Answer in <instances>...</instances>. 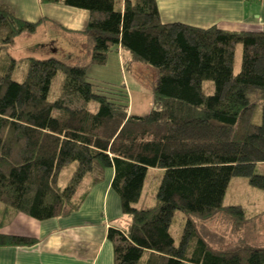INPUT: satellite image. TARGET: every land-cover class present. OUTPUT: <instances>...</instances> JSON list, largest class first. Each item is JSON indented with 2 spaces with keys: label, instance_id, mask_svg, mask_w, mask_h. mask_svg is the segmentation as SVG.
<instances>
[{
  "label": "trees",
  "instance_id": "1",
  "mask_svg": "<svg viewBox=\"0 0 264 264\" xmlns=\"http://www.w3.org/2000/svg\"><path fill=\"white\" fill-rule=\"evenodd\" d=\"M105 14L89 22L90 60L27 59L24 79L7 50L39 23L0 4V201L38 221L66 219L113 171L122 225L109 224L115 264H264V246L209 244L195 220L227 206L231 181L246 177L264 191V26L245 31L166 24L156 0H40ZM114 46L157 71L146 116L98 93L90 65H105ZM241 48V68L235 72ZM61 75L60 86L54 82ZM213 91L207 93L204 83ZM77 163L67 186L61 171ZM150 169L160 187L151 207L136 208ZM89 177L87 190L77 191ZM230 213L243 218L242 205ZM178 235L173 226L180 217ZM1 226V224H0ZM35 238L0 235V246H33Z\"/></svg>",
  "mask_w": 264,
  "mask_h": 264
},
{
  "label": "crops",
  "instance_id": "2",
  "mask_svg": "<svg viewBox=\"0 0 264 264\" xmlns=\"http://www.w3.org/2000/svg\"><path fill=\"white\" fill-rule=\"evenodd\" d=\"M156 3L161 20L166 24L180 23L203 29L222 26L245 31H258L264 26V0H156ZM0 4L10 6L19 18L26 21L46 19L40 27L50 25L60 30L62 38H71L74 47L85 43L91 48L92 40L85 33L86 28L90 21L105 17L101 12L40 3L39 0H0ZM116 49H113L106 66L94 64L90 67L88 77L95 88L99 81L115 85L120 82L114 76L121 67ZM87 59L78 61L77 57L67 54L64 62L82 65ZM132 94L134 101L129 114L148 115L153 104L148 102L150 95L135 90ZM105 178L104 183L92 189L80 210L66 219L41 222L0 208V235L38 240L33 246H0V264H115L107 228L114 221H120L123 214L120 199L111 188L113 171H107Z\"/></svg>",
  "mask_w": 264,
  "mask_h": 264
},
{
  "label": "rangeland",
  "instance_id": "3",
  "mask_svg": "<svg viewBox=\"0 0 264 264\" xmlns=\"http://www.w3.org/2000/svg\"><path fill=\"white\" fill-rule=\"evenodd\" d=\"M45 21L46 19L37 21L39 27L36 34H22L16 38L15 45L10 47L7 52L5 51L6 54L9 53L17 60L16 71L14 73V79L17 81L24 79V74L27 70V59L31 57L39 59L56 57L64 61L66 55L69 54L72 57H77L78 61L82 59L86 60V58H88L86 62L90 60L92 46L90 48L85 43L81 44L82 46H72L71 38L65 36L62 38L60 30L50 25H46L43 28L40 27V23ZM54 42L55 45L53 44ZM115 48H117L116 54L119 57V65H121V67H119L120 71H117L114 76L116 79H120V82L118 81V85H115L114 83L99 81V83H97L99 85L96 86L98 93H105L106 97L116 102H124L128 106L129 111L131 103L134 101V96L132 97L134 90L148 93L150 95L148 102L150 101L153 103L154 87L158 79L157 71L142 62H131V55L121 46H114L111 48L108 53L107 63L102 66H106L109 63L110 55ZM54 49L58 51L54 52ZM241 59L242 50L240 48L237 52L234 68L236 73L240 71ZM91 66L92 65L89 66L88 71ZM62 80V76L59 75L54 82L55 89L57 86H60ZM204 89L207 93H211L213 91L212 83L205 82ZM76 167L77 163L73 162L61 171L59 175V187L61 189L67 186ZM161 175L162 172L160 170L150 169L142 196L135 205L136 208L154 206L155 194L160 187ZM105 179L106 178H104L100 184L104 183ZM89 183L90 178L87 177L84 182L80 184L77 196H80L82 192L89 188ZM224 205L227 207L220 211L215 217L208 220H195L199 232L209 244L217 249L232 248L240 243H247L253 246H264V191L252 186L246 177L234 178L226 193ZM234 205L243 206V218L227 210L230 206ZM0 208H6V205L1 201ZM129 220L130 217L123 216L120 221H114L113 224L122 225L129 222ZM180 220L182 221L181 216L176 217V222L173 226L175 235H178L180 231Z\"/></svg>",
  "mask_w": 264,
  "mask_h": 264
},
{
  "label": "bare ground",
  "instance_id": "4",
  "mask_svg": "<svg viewBox=\"0 0 264 264\" xmlns=\"http://www.w3.org/2000/svg\"><path fill=\"white\" fill-rule=\"evenodd\" d=\"M133 109H135V104H134V106H133Z\"/></svg>",
  "mask_w": 264,
  "mask_h": 264
},
{
  "label": "built area",
  "instance_id": "5",
  "mask_svg": "<svg viewBox=\"0 0 264 264\" xmlns=\"http://www.w3.org/2000/svg\"><path fill=\"white\" fill-rule=\"evenodd\" d=\"M258 1H263V0H258Z\"/></svg>",
  "mask_w": 264,
  "mask_h": 264
}]
</instances>
